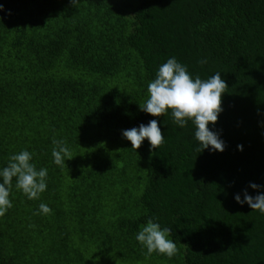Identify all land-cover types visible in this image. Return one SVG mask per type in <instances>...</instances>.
<instances>
[{"label":"trees","instance_id":"trees-1","mask_svg":"<svg viewBox=\"0 0 264 264\" xmlns=\"http://www.w3.org/2000/svg\"><path fill=\"white\" fill-rule=\"evenodd\" d=\"M0 4V170L23 150L48 170L39 199L13 179L0 264H264V213L234 198L264 192L250 187L264 186V0ZM171 57L193 79L227 83L209 125L223 152H199L195 125L170 109L140 110ZM152 119L164 144L131 148L123 130ZM54 138L73 156L64 167ZM150 218L171 229L172 258L136 240Z\"/></svg>","mask_w":264,"mask_h":264},{"label":"clouds","instance_id":"clouds-1","mask_svg":"<svg viewBox=\"0 0 264 264\" xmlns=\"http://www.w3.org/2000/svg\"><path fill=\"white\" fill-rule=\"evenodd\" d=\"M70 2L76 6L78 0H70ZM0 10H3L2 4ZM0 19L3 17L0 16ZM227 88L228 85L221 78L220 72L207 80H202L199 75L193 79L187 67L175 57H171L159 67L155 79L148 84V99L139 104V107L153 117L166 115L170 109L175 123L180 127L187 126L189 120L195 125V139L200 145L199 152L205 149L223 152L226 147L225 142L218 132L211 130L209 125L215 126L219 114L223 111L222 94ZM122 135L131 142V148L135 150L142 146L146 138L150 143V151L164 144V135L156 119L150 120L147 125L141 123L139 127L123 130ZM52 143L54 163L64 167L65 161L73 158L71 151L64 140L54 138ZM237 148L243 150V145H237ZM32 158L31 152L23 150L10 156L7 166L0 170V177L3 180L0 183V217L13 207L9 197L14 178L15 187L30 200L39 199L41 193L47 189L48 170L47 168L37 170ZM250 187L260 189L264 186L251 183ZM243 197L241 199V195L236 194L234 198L238 203L242 205L247 203L252 210L264 213V192L252 196L244 190ZM39 212L49 215L52 214V209L41 203ZM170 234V228H162L150 218L136 235V240L147 249L146 255L150 256L153 252H158L172 258L178 254L179 249L177 244L169 239Z\"/></svg>","mask_w":264,"mask_h":264}]
</instances>
